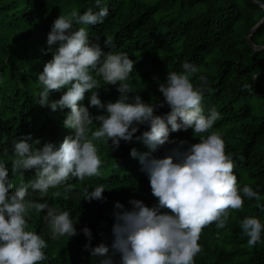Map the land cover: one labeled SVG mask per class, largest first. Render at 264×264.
<instances>
[{
	"label": "trees",
	"instance_id": "obj_1",
	"mask_svg": "<svg viewBox=\"0 0 264 264\" xmlns=\"http://www.w3.org/2000/svg\"><path fill=\"white\" fill-rule=\"evenodd\" d=\"M264 5V0H254ZM101 7L109 9L103 24L86 27L91 43H98L105 53H127L135 67L126 83L131 88L128 102L134 103L139 95L143 102L157 105L155 115L166 117L171 109L164 102L159 85L166 83L169 72H183V64L200 68L199 77L206 76L208 91L204 92L202 107L208 115L212 109L220 113L212 131H218L226 144V152L235 164L234 174L241 189L248 185L257 191L260 200L244 197V207L232 211L225 228L213 223L203 229L199 244L203 251L195 264H264V232L255 247H249L240 227L246 217H256L264 224V49L253 52L246 41L249 31L264 17L263 8L249 0H101ZM73 9L81 15L98 12L96 0H0V162L5 163L12 192L20 184L19 174L12 172L15 144L31 137L28 143L40 140L39 147L52 143L58 149L66 137L75 138V129L65 127L70 114L68 108L51 109V103L61 99L67 88L52 91L48 104L42 106L40 93L44 90L38 77L45 65L53 59L59 44L49 45L48 36L54 21ZM106 41L109 43L106 44ZM256 46L264 45V23L251 35ZM95 75V73H93ZM256 78V79H255ZM99 98L105 105L120 99L119 84H105L101 77ZM252 84L253 91L244 89ZM91 93L79 106L87 107L92 116L106 115V109L90 104ZM99 127L94 121L93 128ZM139 131L132 141H121L115 147L112 141H95L103 166L100 176L86 177L83 181L70 177L74 185L68 199L54 197L63 186L50 188L41 199L38 192L29 189L28 199L47 202L60 211H68L77 235L51 239L45 213H29V229L41 235L48 244L44 249L48 259L41 264H100L94 257L83 229L92 233L91 248L101 243L111 249L117 202L133 210L129 202L137 200L149 208L158 206L152 194L150 179L139 155L162 159L181 141H187L183 150L198 143L210 133L194 134L192 128L170 132L169 140L155 150L136 137L150 131L147 124L137 125ZM170 127V126H169ZM36 170L24 173V182L33 180ZM105 186L102 200H87L84 191L91 192ZM242 194V193H241ZM162 213L167 209H161ZM113 264H121V257L110 251Z\"/></svg>",
	"mask_w": 264,
	"mask_h": 264
},
{
	"label": "clouds",
	"instance_id": "obj_2",
	"mask_svg": "<svg viewBox=\"0 0 264 264\" xmlns=\"http://www.w3.org/2000/svg\"><path fill=\"white\" fill-rule=\"evenodd\" d=\"M96 5L98 12L88 10L81 15L73 9L54 21L47 42L58 43L59 47L38 77L44 88L38 101L42 106L48 104L50 92L68 89L61 99L51 103V109L71 110L64 124L75 129V138L66 137L58 149L52 143L40 148L38 139L30 144V136L17 142L12 172L15 176L19 174L20 184L15 192L8 168L0 162V264H41L48 259L45 239L28 230L29 213L33 209L36 213L46 212L43 219L51 239L77 235L68 211L28 199L29 189L43 199L50 188L63 186V192L56 191L53 196L67 200V194L75 187L67 183L70 177L83 181L101 175L103 161L95 141H112L118 148L122 140L132 141L139 131L137 125L144 124L150 126V131L136 139L143 140L153 150L168 142L170 132L192 128L194 134H210L183 151L187 141H181L162 159L140 155L133 149L131 155H139L142 171L148 174L152 194L159 204L149 208L141 201L132 200L129 203L133 210L129 211L117 202L111 249L103 243L91 248L92 233L87 227L83 229L89 240L85 247L91 249L94 257L102 258L100 264H113L110 251L120 255L121 264H195V258L203 251L199 244L203 229L213 223L218 229L225 228L230 213L244 207V197L259 201L260 195L248 185L241 189L225 141L218 131H212L221 116L215 109L204 114L202 101L204 92L209 90L207 77H199V86L191 79L200 71L198 66L186 62L183 72H169L166 83L159 85L164 102L158 107L166 103L171 109L166 117L155 115L157 105L143 102L139 95L134 97V103L128 102L132 90L126 81L135 67L134 61L127 53L103 52L98 43H91L86 27L73 31L74 24L104 23L109 9L101 7V0H96ZM97 77L105 84H119L120 99L102 103ZM244 89L253 91V86L245 84ZM86 93H91V106L106 109V115L94 117L87 107L79 106ZM94 121L99 127L93 128ZM32 169L36 170L35 178L24 182V173ZM104 192L105 186L99 185L91 192L85 190L84 196L89 201L102 200ZM161 209L171 214L162 213ZM240 227L249 237V247L261 241L264 224L260 219L246 217Z\"/></svg>",
	"mask_w": 264,
	"mask_h": 264
},
{
	"label": "water",
	"instance_id": "obj_3",
	"mask_svg": "<svg viewBox=\"0 0 264 264\" xmlns=\"http://www.w3.org/2000/svg\"><path fill=\"white\" fill-rule=\"evenodd\" d=\"M251 3L253 4H256L258 5L259 7L263 8L264 10V7H262V4L259 3V2H256L254 0H249ZM264 23V17L254 25V27L249 31L248 35L246 36V41H247V44L249 45V47L252 49L253 52H259L261 50L264 49V45L263 46H256L254 44L251 43L250 41V37L251 35Z\"/></svg>",
	"mask_w": 264,
	"mask_h": 264
}]
</instances>
